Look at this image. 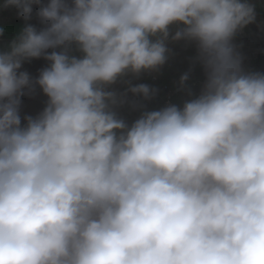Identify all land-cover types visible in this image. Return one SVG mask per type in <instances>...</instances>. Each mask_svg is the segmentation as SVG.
Here are the masks:
<instances>
[{
  "label": "clouds",
  "instance_id": "obj_1",
  "mask_svg": "<svg viewBox=\"0 0 264 264\" xmlns=\"http://www.w3.org/2000/svg\"><path fill=\"white\" fill-rule=\"evenodd\" d=\"M0 6L25 21L0 49V264H264V72L233 42L256 21L251 0ZM181 41L194 48L188 98L129 101L157 94L128 78L159 71ZM41 58L38 76L21 70ZM37 88L45 105L22 118ZM125 104L141 109L131 123Z\"/></svg>",
  "mask_w": 264,
  "mask_h": 264
},
{
  "label": "built area",
  "instance_id": "obj_2",
  "mask_svg": "<svg viewBox=\"0 0 264 264\" xmlns=\"http://www.w3.org/2000/svg\"><path fill=\"white\" fill-rule=\"evenodd\" d=\"M233 42L244 58L243 63L246 70L264 72V63L260 59L261 46L247 26L236 35ZM191 52V56L194 55L193 47H191ZM197 72L199 73V78L188 83V87L193 93L199 91L203 81L202 70L199 67ZM179 77L180 73L173 66L170 69L166 65L157 72L142 73L139 78L129 77L128 79H131L132 84L144 83L158 89L157 94L151 100L144 101L142 98H134L129 94V101L132 99L138 100L146 110H156L168 103L182 104L188 98V95L186 90L179 88ZM113 87L118 92H122L126 85L118 83ZM140 111L141 109H134L130 104H125L118 109L119 115L129 123L139 116Z\"/></svg>",
  "mask_w": 264,
  "mask_h": 264
},
{
  "label": "rangeland",
  "instance_id": "obj_3",
  "mask_svg": "<svg viewBox=\"0 0 264 264\" xmlns=\"http://www.w3.org/2000/svg\"><path fill=\"white\" fill-rule=\"evenodd\" d=\"M0 5H1V0H0ZM23 25H24V21L19 20V17L16 14L5 16L0 13V28H3L6 32H8L7 36L9 38L11 36L15 37L16 34L9 32H19L22 29ZM253 35L256 37L255 34ZM9 42L10 41H6L4 42L3 45H8ZM169 47L172 49V55L170 56L168 62L165 65L170 69L173 66L174 69L177 70L181 75L182 73H184L189 69L190 65L188 58L191 56L192 53L191 46H186L185 43L181 41L177 43H170ZM197 69L198 67L193 70L188 83L199 78V73L197 72Z\"/></svg>",
  "mask_w": 264,
  "mask_h": 264
},
{
  "label": "crops",
  "instance_id": "obj_4",
  "mask_svg": "<svg viewBox=\"0 0 264 264\" xmlns=\"http://www.w3.org/2000/svg\"><path fill=\"white\" fill-rule=\"evenodd\" d=\"M252 3L255 4V10H256V26L258 29V33L256 35L257 42L261 46V61L264 63V0H251ZM3 3V0H1V4ZM25 24V21H24ZM24 26V25H23ZM17 30V29H16ZM7 33L4 30V34L0 36V49L5 48L7 45H3L6 41H11L14 37L11 36L10 38L7 36ZM9 33H16L15 36L18 34V32H9ZM46 97L43 95V93L38 90L37 94L33 98L24 99L21 100V116L25 115H36L38 114L44 107L46 102Z\"/></svg>",
  "mask_w": 264,
  "mask_h": 264
},
{
  "label": "trees",
  "instance_id": "obj_5",
  "mask_svg": "<svg viewBox=\"0 0 264 264\" xmlns=\"http://www.w3.org/2000/svg\"><path fill=\"white\" fill-rule=\"evenodd\" d=\"M35 10L36 9H35V6H34V10H33L34 14H33L32 19L29 21V23H31L34 26H36L37 28H39V27H42V25L40 24L39 20L35 16ZM0 13L5 15V16H9L11 14H16L17 15L16 9L15 8H11V7L4 8V7L0 6ZM19 20L24 21L22 18H19ZM247 27L248 28L250 27L249 29H250L252 34H256L257 35L258 29H257V26H256V22H254L252 24H249ZM46 65H47V62L45 60H43L42 58L41 59H34V60L30 61V62H25L23 64L21 70L22 71H27L31 76L36 77V76H38L39 71L43 67H45ZM38 90H39V88H37L36 91L33 94H31V95H27V94L24 95L21 98V100L35 97L37 92H38Z\"/></svg>",
  "mask_w": 264,
  "mask_h": 264
}]
</instances>
